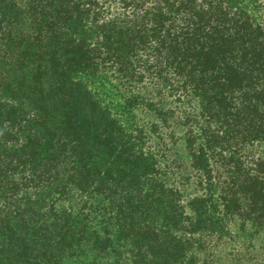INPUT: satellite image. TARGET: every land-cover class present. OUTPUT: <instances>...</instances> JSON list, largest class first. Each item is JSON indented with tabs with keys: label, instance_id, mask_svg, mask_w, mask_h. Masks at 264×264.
I'll use <instances>...</instances> for the list:
<instances>
[{
	"label": "trees",
	"instance_id": "trees-1",
	"mask_svg": "<svg viewBox=\"0 0 264 264\" xmlns=\"http://www.w3.org/2000/svg\"><path fill=\"white\" fill-rule=\"evenodd\" d=\"M233 221L264 225V0H0V264H210Z\"/></svg>",
	"mask_w": 264,
	"mask_h": 264
},
{
	"label": "rangeland",
	"instance_id": "rangeland-1",
	"mask_svg": "<svg viewBox=\"0 0 264 264\" xmlns=\"http://www.w3.org/2000/svg\"><path fill=\"white\" fill-rule=\"evenodd\" d=\"M98 89L99 90L96 92L104 105V87H99ZM105 103L109 104V108H111L113 113H118L120 109H122V103L115 94H108L107 97H105ZM141 117L142 123L146 122L147 119L151 123L154 115L148 113L146 117ZM169 123H171V121ZM159 129L162 131L161 135L165 136L170 134L179 136L180 134L179 127L175 124L169 125L166 129L162 127ZM152 137H157V135ZM167 139L166 143H168ZM166 145H168L170 149L169 153L172 154L171 156L173 160L176 161L179 169L185 174L188 173L187 153L181 141L176 140L174 145L172 143ZM236 223L234 221L231 225L230 222L228 223V229L231 231L223 240L216 238H212L211 241L206 240V250L210 264H264V225L251 223L242 225L239 222L238 224ZM206 260H208V257Z\"/></svg>",
	"mask_w": 264,
	"mask_h": 264
}]
</instances>
